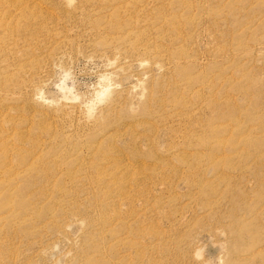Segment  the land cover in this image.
<instances>
[{"label": "rangeland", "instance_id": "rangeland-1", "mask_svg": "<svg viewBox=\"0 0 264 264\" xmlns=\"http://www.w3.org/2000/svg\"><path fill=\"white\" fill-rule=\"evenodd\" d=\"M69 3L0 0V264H264V0Z\"/></svg>", "mask_w": 264, "mask_h": 264}, {"label": "clouds", "instance_id": "clouds-1", "mask_svg": "<svg viewBox=\"0 0 264 264\" xmlns=\"http://www.w3.org/2000/svg\"><path fill=\"white\" fill-rule=\"evenodd\" d=\"M77 0H70L68 7L72 8L76 5ZM116 61H110L109 67H114ZM149 61H143L141 63L142 68L150 67ZM159 67V66H157ZM148 78L145 77V80ZM71 80V73H65L64 79L61 81L57 88H59L62 92H66L67 94L64 97V101L68 104H79L81 102V97L76 95L74 88H67V82ZM96 87V86H94ZM119 87L118 85H113L111 83V79L109 77H101L99 81V91L95 93L94 99L91 100L88 104L85 105L86 109V119L90 122L96 118L98 111L104 104L107 102L108 98L110 97L113 88ZM135 91H140L142 95L140 99L143 100L147 96V88L143 81L138 82L137 86L134 89ZM37 100L41 101L44 104H50L51 102L45 98V94L41 91L40 94L36 97ZM215 246V245H214ZM205 253H207V248L199 249L195 254L194 258L198 261H203L205 259ZM219 264H225L224 257H218Z\"/></svg>", "mask_w": 264, "mask_h": 264}]
</instances>
